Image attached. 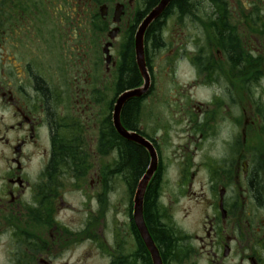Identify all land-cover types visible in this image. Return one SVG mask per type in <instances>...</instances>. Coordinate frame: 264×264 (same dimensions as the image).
Returning <instances> with one entry per match:
<instances>
[{
	"label": "flooded vegetation",
	"instance_id": "obj_1",
	"mask_svg": "<svg viewBox=\"0 0 264 264\" xmlns=\"http://www.w3.org/2000/svg\"><path fill=\"white\" fill-rule=\"evenodd\" d=\"M154 7L0 0V264H82L81 230L65 214L63 191L70 181L91 200L97 194L85 184L96 182L107 196V171L104 180L93 170L115 162L95 157L115 152L135 193L152 154L118 134L113 113L116 96L143 83L135 39ZM145 51L151 85L125 103L121 120L157 153L144 213L163 264H264V0L175 4L147 28ZM180 60L190 80L166 95ZM130 63L137 79L124 86ZM72 135L75 162L61 159ZM130 144L145 157L140 172L131 168ZM150 202L157 228L147 219ZM109 211L101 210L106 224ZM107 254L109 264H154L131 214L125 234L112 230Z\"/></svg>",
	"mask_w": 264,
	"mask_h": 264
},
{
	"label": "rangeland",
	"instance_id": "obj_2",
	"mask_svg": "<svg viewBox=\"0 0 264 264\" xmlns=\"http://www.w3.org/2000/svg\"><path fill=\"white\" fill-rule=\"evenodd\" d=\"M188 41V40H185ZM190 50V49H189ZM176 76H171L173 81L171 83H164L163 73H161V82L166 85L165 94L169 95L171 92L169 85H186L187 80H190L191 69L185 60H180L177 63L176 67ZM175 80V81H174ZM167 80V82H169ZM201 91V90H200ZM164 94V96H166ZM203 95L201 91L198 93L200 97ZM117 98V96H116ZM185 126H178L177 131L184 130ZM75 138V137H74ZM76 139V138H75ZM77 140V139H76ZM83 140H81V143ZM88 142V141H87ZM72 139L70 137H65V144L68 147H71ZM82 145H86L83 144ZM90 147V144H88ZM82 149H88L87 146H80ZM105 151L103 150V153ZM112 157V159H111ZM111 157L107 156L106 153L98 159L95 157L94 160L99 163L105 164L106 161L115 162L113 168L105 169L104 166L102 169L93 170V172L98 173L99 175L103 174V178L105 180V172L106 178L108 179V184L110 185V192L107 193L103 190L100 192L99 184L94 182V187L92 188L91 184H85L86 193H94L93 195L97 196L92 198L91 200L85 199V196L79 197L76 193L72 192L70 189L71 186L70 181L66 183L65 191L63 194H66V206L67 210L65 214L67 216H72L74 213V217H72L74 223L72 225L75 231H80V242H79V250L81 252L82 264H109V255L107 254V250L110 244V237L112 230L118 232L120 235L125 234L128 226H129V214L132 215L133 210V197L134 193L131 192V189L127 187L123 180V167L121 165H116L120 163V161H116L117 154L114 152ZM73 167V166H72ZM73 170V169H72ZM70 177H68L69 179ZM165 186H161L163 193L167 192L164 189ZM130 194V195H129ZM81 199L79 212L77 208V199ZM101 202V203H100ZM108 203V208H106V204ZM131 203V206H130ZM181 208H184L182 201L178 205ZM157 207V206H156ZM180 207L176 208L177 214L182 216V212L180 211ZM132 211L130 213V211ZM101 210H111L109 211L110 216V224L106 222H102V214ZM73 211V212H72ZM183 219V218H179ZM112 222V225H111ZM110 225L112 227H110ZM180 225H185L183 222H180Z\"/></svg>",
	"mask_w": 264,
	"mask_h": 264
},
{
	"label": "water",
	"instance_id": "obj_3",
	"mask_svg": "<svg viewBox=\"0 0 264 264\" xmlns=\"http://www.w3.org/2000/svg\"><path fill=\"white\" fill-rule=\"evenodd\" d=\"M172 0H161L159 4L153 8V10L146 16L144 21L139 27V30L136 34V60L139 65V68L142 72V75L145 77V85H149V74L147 72L146 68V60H145V47H144V37H145V32L147 28L150 26V24L157 19L163 11L170 5ZM144 92V88H137L133 90L126 91L123 93L119 99L117 100V103L115 105V112H114V121H115V126L119 133L124 136V137H129L131 139H136L137 141L141 143L143 140H141L139 137L135 136L134 134H131L128 132L122 122H121V110L125 104V102L135 96H139ZM146 144V143H145ZM148 149L150 150L151 153H153V161L150 165V167L147 170L146 175L144 178L141 180V182L138 185L136 195H135V206H134V217L136 224L138 226V229L143 236L146 245L148 246L155 264H162L161 257L159 255V252L149 234L148 228L145 224L144 217H143V201H144V194L146 192L149 180L151 179L153 173L155 172L157 168V158L155 155V152L152 150L151 146L149 144H146Z\"/></svg>",
	"mask_w": 264,
	"mask_h": 264
},
{
	"label": "trees",
	"instance_id": "obj_4",
	"mask_svg": "<svg viewBox=\"0 0 264 264\" xmlns=\"http://www.w3.org/2000/svg\"><path fill=\"white\" fill-rule=\"evenodd\" d=\"M148 2H151L152 5H155L159 2V0H148ZM187 2H188V0H172V3L169 7L172 8L173 6H175V4H184ZM130 64H131V66L126 73L127 74L126 76H129V77H127V79L125 80L124 86H133L132 84L135 83L136 79H137V74H136L135 68H133V63H130ZM121 87H123V85H121ZM134 104H135V101H132L128 105V113L134 108V106H135ZM120 146L122 148V144ZM127 154L129 155L132 170L134 169L136 172H140L142 170L143 163H145V157L142 154L141 150L139 148H137L136 146L130 144L129 149L127 150ZM79 156L80 155L78 152H76L75 148L68 147V146L61 153V159L62 160H67V161H72V162L78 161ZM150 205H153V204L151 202L149 204L147 203V208H148L147 219H148L151 226L157 228V226H156L157 221H156L154 213H153L154 209L153 208L151 209ZM158 236L161 239L160 241H161L162 245L165 247H168L169 244L171 243L170 240L167 241L164 238V235L161 234V232L158 234Z\"/></svg>",
	"mask_w": 264,
	"mask_h": 264
}]
</instances>
